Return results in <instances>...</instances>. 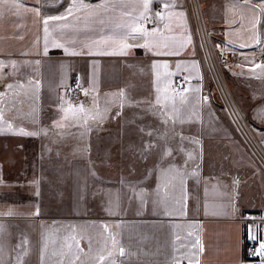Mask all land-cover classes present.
Masks as SVG:
<instances>
[{
    "label": "crops",
    "instance_id": "0c3cea01",
    "mask_svg": "<svg viewBox=\"0 0 264 264\" xmlns=\"http://www.w3.org/2000/svg\"><path fill=\"white\" fill-rule=\"evenodd\" d=\"M71 3L0 0V58L26 66L29 75L11 90L30 92L22 113L0 119V264H18V254L21 264H41L45 244L44 264H260L246 251L251 240L264 243V167L230 116L203 94L211 79L183 1L150 0L145 11L142 0H115L114 8L90 13L104 0H77L83 7L68 17L72 28L64 38L52 28L65 21H49L45 53L44 20L64 15ZM201 4L208 27L242 50L241 63L228 74L264 140V60L255 49L264 36V0ZM141 13L149 19H139ZM154 18L158 25L150 27ZM85 19L95 23L84 27ZM124 24L140 31L106 43L113 33L129 31L117 27ZM55 43L69 51L87 52L88 44L93 53L124 48L126 54L70 55ZM73 72L87 94L70 113L64 90ZM178 76L186 79L182 91H176ZM128 82L152 91L143 102L158 109L148 122L105 108L112 85ZM87 96L91 104L85 105ZM129 186L145 195L137 194L133 215Z\"/></svg>",
    "mask_w": 264,
    "mask_h": 264
},
{
    "label": "built area",
    "instance_id": "2783aa9c",
    "mask_svg": "<svg viewBox=\"0 0 264 264\" xmlns=\"http://www.w3.org/2000/svg\"><path fill=\"white\" fill-rule=\"evenodd\" d=\"M183 7L188 10L197 41L201 49V58L207 65L211 79L215 84L216 93L220 99V103L229 113L230 118L235 125L240 136L245 144L252 151L254 156L264 167V140L259 137L258 129L246 117L242 106L236 100L234 93L231 90V85L228 81L227 70L229 64L235 60H239L240 48H236L230 44L221 41L218 38L217 32L209 28L203 12L200 10L199 2L195 0H182ZM156 11L162 9L161 5L156 6ZM150 27H157L158 20L152 19ZM257 56L260 60H264V36L255 46ZM240 61V60H239ZM186 84V79L183 76H178L176 79V91H182ZM85 87L81 83V76L78 72H73L70 75V81L65 87L64 93L68 101L72 104H78L83 98ZM204 95L210 96V91H203ZM260 241L251 240L248 243L246 257L253 260H261L263 257L255 255L260 250Z\"/></svg>",
    "mask_w": 264,
    "mask_h": 264
},
{
    "label": "rangeland",
    "instance_id": "374dc122",
    "mask_svg": "<svg viewBox=\"0 0 264 264\" xmlns=\"http://www.w3.org/2000/svg\"><path fill=\"white\" fill-rule=\"evenodd\" d=\"M197 1L199 2V5L201 6L200 10L202 9L201 11L203 12L201 0H195V2H197ZM155 8H156V6H155ZM238 56H239V54H238ZM241 59H242V57L239 59L240 61L233 59V61L229 64L228 67L230 68L232 66L240 64ZM13 61L15 62V64L11 63ZM261 61H263V60H261ZM206 67H207V65H206ZM23 69L26 70V66H21L19 59H15V60H8V59L4 60L3 59L2 60V58H0V78H1L0 79V110H2V113L14 114V113H22L23 112V109H24L23 102L27 97H30V95L28 94L30 92L24 93V91H22V90L8 89V85L14 86L17 83L22 82L25 77L27 78V76L29 74H26L27 71H25ZM207 70H208V68H207ZM64 72H65V67H63V66L60 67V69H59L60 74L58 77V81H60V84L58 86L63 84ZM208 72H209V70H208ZM209 75H210V73H209ZM227 77L229 78L228 70H227ZM210 79H211V75H210ZM212 80L213 79H211V86H210L211 90H206V91H210L209 97H213L216 100V102L223 108V111L227 115H229V113L226 111L224 106L220 103V99H219V97L216 93V90H215V84L213 83ZM228 81L231 85L230 86L231 90L234 93L236 100L238 101L230 78L228 79ZM81 83L85 87V83L83 82V80L81 81ZM142 86H144V83H141V82H139V83L128 82L126 84L125 83H121V84L115 83L114 85H112V89L108 90V94H106V96H105L108 98L107 101H109V107L105 106V108L109 109V112L112 114H119L121 116H124L126 114L127 118L128 117L133 118L134 120L139 118L141 121H143V120L147 121V119H150V118H148V115L152 114V113H156L158 107L157 106L151 107L150 105H144V102H143L144 98H146V99L150 98L152 91L150 89L146 90L145 88H142ZM6 89H8V90H6ZM58 92H59L58 96H61L62 98H64V93H63L62 88H59ZM121 92L124 93L123 96L120 95ZM85 94H87L86 88H85V92H84L83 97L86 96ZM87 98H88V100L85 102V105L91 104V101H90L91 96H87ZM124 98L126 99L125 103H124ZM135 98H139V100H136L134 102ZM83 101H84V98H82L78 104H72V103H71L72 105L68 104L69 105V106H67L68 110L71 108L74 109L75 108L74 105H76V107H77L80 104H82ZM137 101H139V102H137ZM239 104H240V102H239ZM82 106L83 105H81L78 108H81ZM46 110L47 109L44 108V111H46ZM68 110L66 112H70V110L69 111ZM74 111L76 112V110H74ZM243 111H244V108H243ZM30 112L31 113L39 112V107L31 106ZM70 113H72V112H70ZM244 113H245L246 117L251 121V119L249 118V116L246 114L245 111H244ZM135 116H137V117L135 118ZM127 123L130 126H133V124H134L133 121H127ZM146 124H148V123H146ZM130 132H131L130 135L134 134L133 130ZM140 134L142 136H148L149 135L147 132L146 133H140ZM101 156L102 155L99 154V157H101ZM137 194L144 195L143 193H139L138 189L135 191V187H133V186L128 187L126 198L128 199L129 206H131L128 208V210H129L128 214L129 215L134 214L135 198L139 197ZM152 204L155 205L154 202ZM160 205H161V203H158V206H160ZM129 223H133V219L129 222H126V226ZM117 228H119V226ZM125 229L126 228L119 229L118 232L124 233Z\"/></svg>",
    "mask_w": 264,
    "mask_h": 264
},
{
    "label": "snow or ice",
    "instance_id": "6c2138e0",
    "mask_svg": "<svg viewBox=\"0 0 264 264\" xmlns=\"http://www.w3.org/2000/svg\"><path fill=\"white\" fill-rule=\"evenodd\" d=\"M21 2V0H15V3L16 4H19ZM249 0H245V3H248ZM149 4H150V0H142V5H143V8L145 9V11H147L149 9ZM115 7V0H104V3H102L100 6L98 7H93V8H89L88 11L90 13L92 12H98V8H107V7ZM165 8L169 7L170 5L169 4H165L164 5ZM78 7H83V5H79L77 3V0H72V3L69 5V7L66 9V13L64 15H60V16H49L47 17L45 20H44V25H45V28H44V31H45V53L47 52V49H48V34H49V29H48V24H49V21H65V23L63 24H60V25H54L53 28H52V31L53 32H57L58 29H59V35L61 36V38H64L65 37V30L67 29H70L72 28V25L70 23H68V17L71 16L73 14V11L74 9L78 8ZM38 10H37V15H38ZM180 15H183V13H180ZM156 16L159 17L161 16V13L160 12H157L156 13ZM77 20H79L80 18L77 17L76 18ZM99 19V23L101 25H103L105 22H104V19L103 18H100L98 17ZM139 19H149L144 13H141ZM91 23H95L94 20H88V19H85V22H84V27H88ZM117 27L119 28H123V29H126V30H129V31H125V32H121V33H113L112 35L104 38L105 39V42H113L115 43L117 39L123 41L125 39H127V37L132 33V32H139L140 29L139 28H136L134 27L133 24H124V25H117ZM74 31H79L80 29H73ZM152 31H155V29H153ZM150 35V33H149ZM93 44H97L99 43V41H95L93 40L92 41ZM55 47H64V50L66 53L70 54V55H81V54H88V55H93V54H100V55H107V54H126L125 51H124V48L121 49V51L119 53H109L107 51H104V52H99V53H93L89 47L88 44H84V48H87L88 51L87 52H84L83 49L80 51V52H77V51H69V49L67 47H65L63 44H60V43H55L54 44ZM145 47H147V45H144ZM125 48L128 47L127 45L124 46ZM12 64H15V62H11ZM37 63H39L37 61ZM8 88L11 89L12 88V85H8ZM121 96L124 95L123 92L120 93ZM73 116L75 118V113H73ZM66 118V117H65ZM0 119H3V114H2V110H0ZM86 122V121H85ZM165 123H167L168 121L165 120L164 121ZM8 128L10 129L11 128V125L9 124L8 125ZM3 129H0V131H2ZM20 131L23 132V129H21ZM27 135H35L36 133H25ZM182 139H184L182 137ZM147 147H152V145H148ZM165 155H171V151L169 150L168 152L165 153ZM38 214V213H37ZM0 228H2V226H0ZM253 239H255L256 237H252ZM72 239H75L74 237ZM113 242L114 241V238H113ZM199 240L196 241V245H199ZM18 247H21V246H18ZM46 244L42 246L41 248V264H44V253H45V250H46ZM77 247H78V242H77ZM195 247V245H194ZM260 250L259 252L255 253V255L259 256V257H264V243H260ZM3 244L0 243V254L3 253ZM26 254V253H25ZM120 254L123 255L124 254V250L121 249L120 250ZM61 255H63V253H61ZM77 259H79V257H77ZM100 260H103V257H99ZM17 262L18 264H21V254H18L17 255ZM56 264H63L62 261H57ZM189 264H191V261H189ZM260 264H264V259H261L260 261Z\"/></svg>",
    "mask_w": 264,
    "mask_h": 264
}]
</instances>
